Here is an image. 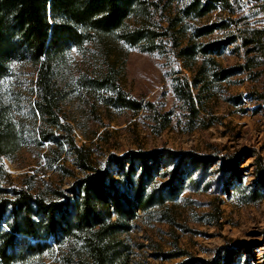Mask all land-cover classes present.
<instances>
[{
    "label": "trees",
    "instance_id": "16d2710c",
    "mask_svg": "<svg viewBox=\"0 0 264 264\" xmlns=\"http://www.w3.org/2000/svg\"><path fill=\"white\" fill-rule=\"evenodd\" d=\"M235 3L237 8L230 0H0V163L5 158L13 161L30 144L41 151L49 145L45 156L49 167L58 166L62 177L76 181L72 198L47 183L37 191L31 181L15 190L7 186L10 176L0 166V264H45L47 258L56 264H128L130 247L123 236L132 231L140 212L159 214V221H175L168 201L178 193L164 194L166 190L152 187L157 166L152 170L145 155L135 154L126 170L125 161L117 158L126 178L121 188L108 171L98 167L86 146L77 145L66 105L78 98L86 107L94 103L89 109L97 103L133 114L147 108L157 124L167 129L171 112L164 115L155 104L128 96L120 77L130 49L172 53L193 74L189 80L174 73L178 75L174 92L192 131L202 123L205 105L223 83L245 72L261 76L264 28L253 27L239 0ZM216 12L221 19L202 24ZM231 29H237V34L201 41ZM238 41L245 63L224 68L217 58ZM76 56L89 66L79 69ZM15 58L26 60L36 71L29 123L14 118L3 91L9 63ZM68 156L81 177L65 167ZM190 160L198 163L199 158ZM138 168L144 174L133 180ZM179 169L169 183L176 184L172 189L177 192L183 187L178 178L184 170ZM263 198L259 194L256 200ZM242 250L247 258L243 262L240 258L241 264H264V257L259 262L250 245ZM236 256L240 257L228 251L224 264H233ZM199 261L189 258L182 264Z\"/></svg>",
    "mask_w": 264,
    "mask_h": 264
},
{
    "label": "rangeland",
    "instance_id": "374dc122",
    "mask_svg": "<svg viewBox=\"0 0 264 264\" xmlns=\"http://www.w3.org/2000/svg\"><path fill=\"white\" fill-rule=\"evenodd\" d=\"M242 12L251 17L253 27L264 28V14ZM221 18V13L216 12L202 24ZM236 31L216 32L201 41L221 40L231 33L237 34ZM128 52L120 77L122 89L133 99L155 104L164 115L171 112L167 129L157 124L147 108L139 114L100 103L89 109L94 103L86 107L78 98L66 105L67 116L76 128L77 145L86 146L98 167L108 171L120 187L126 178L116 159L125 161L127 170L134 155L141 154L152 170L157 166L152 187L166 190L164 194L178 193L168 201L173 223L159 221V214L139 213L132 231L123 236L130 247L128 264H182L189 258L202 261L198 264H224L228 251L240 256L233 258V264H241L240 258L242 262L247 258L242 250L245 245H250L252 254L262 262L264 198H256L259 194L264 196V67L259 69L262 72L259 78L245 72L218 87L214 98L205 105L202 123L190 131L187 112L174 92L178 76L174 73L180 72V77L191 80L192 72L172 53L150 54L139 48ZM75 58L79 69L89 66L80 57ZM217 60L224 68L243 65L246 59L241 42L225 48ZM35 81L36 71L29 62L20 58L10 61L3 91L17 120L29 123L33 119ZM239 98L241 101L237 103ZM30 126L27 124L31 130ZM48 146L41 151L30 144L13 161L5 158L0 166L10 176L11 183L7 186L19 190L31 181L37 191L45 189L47 183L62 188L72 198L75 178L62 177L58 166L49 167L45 158ZM191 156H197L198 163L190 160ZM151 157L154 162L149 161ZM64 165L82 176L69 156ZM179 167L184 170L178 178L183 180V187L177 192L172 189L176 184L169 183ZM142 174L144 171L138 168L133 180ZM183 252L187 255L165 257ZM45 264L56 263L47 258Z\"/></svg>",
    "mask_w": 264,
    "mask_h": 264
},
{
    "label": "built area",
    "instance_id": "2783aa9c",
    "mask_svg": "<svg viewBox=\"0 0 264 264\" xmlns=\"http://www.w3.org/2000/svg\"><path fill=\"white\" fill-rule=\"evenodd\" d=\"M233 7L237 8L235 0H230ZM242 10L246 11H257L259 13L264 14V0H239ZM237 18V15H236ZM235 18V19H236ZM235 28V26L233 25Z\"/></svg>",
    "mask_w": 264,
    "mask_h": 264
}]
</instances>
